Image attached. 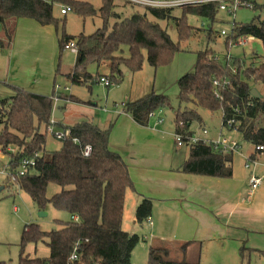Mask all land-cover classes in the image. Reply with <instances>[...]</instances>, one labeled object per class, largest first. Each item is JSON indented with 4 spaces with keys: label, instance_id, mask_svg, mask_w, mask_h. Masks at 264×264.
Instances as JSON below:
<instances>
[{
    "label": "trees",
    "instance_id": "1",
    "mask_svg": "<svg viewBox=\"0 0 264 264\" xmlns=\"http://www.w3.org/2000/svg\"><path fill=\"white\" fill-rule=\"evenodd\" d=\"M114 1L101 0V6L96 11L91 4L74 0H0V29L6 41L4 43L0 39V47L6 49L10 46L15 22L19 18L32 19L41 26L52 25L60 30L58 61L65 46L76 41L75 63L71 72L64 77L70 84L85 86L91 91L92 86L99 84L103 78L118 85L124 77L123 70L131 74L139 72L144 62L154 70L168 66L177 54L183 52L181 43L188 41L198 30L189 25L188 17L206 19L211 25L220 13L215 4L181 7L179 17L172 16V8L145 7L143 13L135 12L121 19L113 12ZM54 4L70 7L71 12L82 19L99 14L102 27L87 36L68 35L64 31V21L53 17ZM263 7L264 3L259 5L256 1L252 10ZM110 20L113 22L110 23ZM170 20L177 33L176 42L172 41L166 27L160 24ZM246 36L260 41L264 50V19L254 16L246 23L234 21L225 40L227 55L236 41ZM124 48L127 56L124 55ZM194 55L191 71L175 82L178 103L186 106L175 111L174 134L181 136L189 148L188 158L177 171L230 179L233 155L215 151L203 143L187 144L193 134L190 128L193 123L201 122L198 109L210 113L221 111L223 126L227 120H235L229 131L236 129L243 141L253 146H264V127L256 126L257 114L264 117V99L250 95V83L264 85V63L245 66L242 60L235 57L216 60L210 49L196 51ZM105 64L108 67L105 74L97 71L93 75L88 72L91 66L95 65L98 69ZM59 67L58 64L56 75L60 73ZM214 81L218 83L217 87L213 85ZM55 85L54 80L52 92L48 96L13 88L14 95L0 101L1 152L8 154V146L18 150L11 157V171H16L21 159L38 155L34 168L17 177L16 183L11 186H17L27 194L39 210H44L49 204L56 211L77 217V221L56 220L59 229L50 232L41 231L34 223L26 225L20 237L17 264H67L74 248L79 257L78 264H130L132 252L141 238L122 229L126 192L134 191V185L127 164L117 152L109 148L113 124L102 130L86 121L70 127L56 123L60 129H69L70 137L60 141L59 150L47 151L46 128L50 124L54 100L80 103L73 96L56 93ZM172 102L166 94L151 92L138 100L127 102L123 112L136 125L147 127L149 114L173 109ZM85 147L90 148L87 156L83 154ZM5 181L9 183L10 179ZM51 184L60 190L47 198V188ZM151 211L152 200L142 198L135 210V223L142 225L151 216ZM44 240L49 249L47 257L29 258L25 254L29 244ZM190 245L191 242H187L181 246L182 255L186 254ZM245 252L247 256H244ZM168 253L165 247L150 246L147 264H191L185 260L171 261ZM252 253H257L264 261V251L242 246L239 249L240 264H249Z\"/></svg>",
    "mask_w": 264,
    "mask_h": 264
},
{
    "label": "crops",
    "instance_id": "2",
    "mask_svg": "<svg viewBox=\"0 0 264 264\" xmlns=\"http://www.w3.org/2000/svg\"><path fill=\"white\" fill-rule=\"evenodd\" d=\"M57 47L58 39L53 26H41L27 18L17 19L10 46L6 49L0 47V57L5 59V64L4 61L0 63V68L3 69L0 83L12 90L18 88L33 94L50 95L56 80ZM250 53L251 50L246 51L247 55ZM180 68L175 64L168 71H159L160 89H164L172 81L176 82L183 75ZM97 71L105 74L108 67L106 64L98 69L95 67V72ZM123 72L124 77L131 75L125 70ZM250 86L255 87L263 99L260 85ZM64 88L69 91L67 85ZM143 89L133 94L132 99L121 103V109L115 104L109 110L115 116L116 126L121 127L122 132V138L119 140L112 135L109 148L117 152L127 164L134 185V191L126 192L125 207L129 198L135 215L136 207L142 198H147L152 200V211L144 223L151 228L161 220L176 237H180L177 234H190V237L208 241L229 240L237 243L239 247L264 251V156L259 158V164L252 170L261 179V183L257 189L249 192L248 179L251 171L245 170L244 163L246 157L253 154L254 146L240 142L237 139V136H241L239 133L224 130L221 124L216 134H209L201 118L200 123L195 122L190 128L200 139L212 141L224 134L239 143V152L232 156V177L220 179L178 172L177 169L188 158L189 151L183 152L181 149L186 146L176 145L173 122L167 123L163 118L157 117L156 121L149 119L147 127H140L123 112L127 102L151 93L145 94ZM103 110L108 111L106 107ZM161 111L158 110V113ZM61 114L63 117L62 109ZM196 124L202 127L195 130ZM256 126L264 127V117L260 114H257ZM201 129H206L208 134L203 135ZM134 215L131 218L133 228L142 227L144 223L136 224ZM129 229H132V226ZM156 237L157 235L152 239ZM196 245L197 243L191 242L189 247ZM188 256L190 255L186 251L182 260L187 262Z\"/></svg>",
    "mask_w": 264,
    "mask_h": 264
},
{
    "label": "rangeland",
    "instance_id": "3",
    "mask_svg": "<svg viewBox=\"0 0 264 264\" xmlns=\"http://www.w3.org/2000/svg\"><path fill=\"white\" fill-rule=\"evenodd\" d=\"M74 1L89 3L96 11L101 5V0ZM257 3L262 5L264 0H257ZM113 4V12L116 13V15H119L121 19L128 18L135 12L143 13L145 11L144 7L134 5L127 0H115ZM61 7L62 6L58 4H54L53 17L57 20L64 21V31L68 35L76 36L83 34L87 36L93 34L97 29L102 27V20L99 17V14L82 19L80 16L70 11L64 16L59 12ZM253 7L254 5L251 8L241 7L238 9L235 13L234 21L237 23H246L254 16H260L264 19V7L259 10H252ZM172 16L179 17L180 9H173ZM111 22H113V20H110V23ZM230 22H232V17L222 12L218 13L216 22H213L211 25L206 19L195 16L188 17L189 25H192L198 30L195 31L188 41L181 43L183 52L177 54L168 66L160 67L157 71H154V68L144 62L142 69L139 72L132 73L128 77H123L122 81L118 85L105 87L102 83L95 84L92 86L91 93L85 86L72 85L64 77L72 70L76 54L74 52L64 50L59 61L57 54L54 79H56V85L60 86L61 89L56 91V93L73 96L78 99L80 103H72L69 101L63 102V117L57 120L56 123H60L62 126L70 127L76 123L86 121L97 125L102 130L108 129L109 125L112 123L113 126L110 133V139L113 135L116 140H119L122 138V132L120 130L121 127L116 126L115 116L109 110H111L115 104L120 108L121 103H125L129 98L132 99L133 94L138 93L142 88H144L142 92H146L145 94L150 92H165L163 94L168 95L173 101V109H164L160 113L157 111V113L154 114L155 116L151 117L150 120L156 121L157 117H160L167 123L170 121L173 122L175 111L178 108L183 109L186 105H179L177 100L178 89L174 81L169 83L167 87H164V89H160V80L158 78L159 71H168L176 64L181 67L180 72L185 74L192 69L195 61L194 53L205 49L212 50L220 61L224 60V57L227 55V49L225 46L226 37L221 35V30L226 31L228 35L231 29ZM160 24L163 27H166L170 38L172 41L176 42L177 33L172 21L160 22ZM55 31L58 39L60 30L55 29ZM0 39L4 40L2 38L1 29ZM4 43H6L5 40ZM237 43L238 42H236V44H234V46L230 49L229 54L242 60L245 66H249L251 64L258 66L264 63V50L260 41L246 36L245 41H243L241 45H237ZM124 49V55L127 56V50L126 48ZM247 50H251L252 53L247 55ZM4 60L5 59L3 57H0L1 64ZM58 64L60 65V73L56 75ZM95 67V65L89 67L88 72L94 75L96 73ZM2 71L3 69L1 70L0 68V74ZM65 85L69 87L68 92L64 90ZM260 92L262 93L264 99V85H260ZM13 95L14 90L7 88L0 83V101L9 99ZM104 107H106L109 112L104 111ZM198 113L203 119L209 134H216L217 129L220 128L222 112L218 111L211 114L207 110L198 109ZM197 127L201 128L202 126L196 124L195 130ZM1 128L2 127L0 126V130ZM55 129L60 128L55 127ZM237 139L240 142H245L241 136H237ZM60 146V141L55 140L51 136L47 137V151H57L60 149ZM11 148H13L16 152L18 151L14 146H11ZM246 148L247 147H244V149ZM181 151L187 152L189 151V148L183 147ZM10 159V156L2 153L0 148L1 172H3L5 167L8 166ZM6 179L7 177L4 178L3 175L0 174V262L5 264H17L20 237L26 225L34 223L39 226L41 231L50 232L51 230L59 229V227L55 224L56 220L70 222L71 216L65 212L56 211L49 204L44 210H39V208L32 203L29 196L20 191L17 186L7 185L8 183H6ZM59 190L60 188L58 186L52 184L49 185L46 192L47 198H51L54 194L58 193ZM14 206L17 207L16 212L13 211ZM124 210L123 229L128 230V233L134 232L129 234H136L141 238L140 242L132 252L130 264H147V253L150 246L167 248L169 252L168 259L180 262L182 261V255L180 252L181 246L187 242L197 243L196 246H192L187 249V253L191 256L186 258L188 263L240 264L239 249L242 246L239 247V245L233 241H208L204 239H197L196 237H190V234H177V236L180 237H176L174 232L170 230L169 226L161 222V220L154 225V229L146 223H144L142 227L136 228V226H134L133 228L131 218H133L134 211L130 205L129 198H127V205ZM131 226L132 229H129ZM156 235L157 237L152 239ZM45 242L46 240H44V242H38L37 244H29L25 249V254H27L29 258L47 257L49 249L46 247ZM247 255L248 253L245 252L244 256ZM249 260V264H264L263 259L258 254H250Z\"/></svg>",
    "mask_w": 264,
    "mask_h": 264
},
{
    "label": "built area",
    "instance_id": "4",
    "mask_svg": "<svg viewBox=\"0 0 264 264\" xmlns=\"http://www.w3.org/2000/svg\"><path fill=\"white\" fill-rule=\"evenodd\" d=\"M134 5L140 6V7H151V8H157V9H175V8H181L185 6H199V5H206V4H215L217 5V8L219 9L220 12L226 13L227 15L232 17V23H231V28L234 22V17L235 13L238 9L241 7L243 8H251L254 3L257 0H127ZM70 7L68 6H62L60 9V14L61 15H66L68 12H70ZM231 30V29H230ZM221 35L227 37V33L225 31H221ZM227 35V36H226ZM245 41V37L239 38L236 42L237 45H241L242 42ZM236 44V43H235ZM65 50L74 52L75 54L77 53V48H76V41L70 42L68 45L65 46ZM230 57L229 55H226L224 57L228 58ZM215 59L219 60L218 57L215 55ZM233 72H235L233 70ZM100 83H102L105 87H110L113 85L111 81H109L106 78L101 79ZM213 85L217 87L218 83L216 81L213 82ZM60 86L55 85V91L60 90ZM65 91H67V88H64ZM217 95V93H216ZM58 100H55L54 102H57ZM155 112H152L149 114V119L151 117H154ZM56 121L55 119L52 118L51 114V119H50V124L46 128V134L48 136L53 137L55 140L61 141L65 138L70 137V131L69 129H55L56 127ZM160 123L161 120H158ZM235 124L234 118L229 119L225 122L224 126L222 125L221 122V128L224 130L229 131V129ZM233 132H237L236 129L232 130ZM231 131V132H232ZM201 132L203 135H207L208 131L206 129H201ZM174 139L176 141V145L178 147L181 146H186V143L183 142L182 137L179 135H174ZM74 142H76V139H74ZM198 143H203L205 146H211L213 150L215 151H223V152H230L232 155L237 154L240 150V145L239 143L224 134H221L218 136L217 139L208 141V140H202L200 139L195 133L192 134L191 137L188 138V143L189 145H196ZM6 151L10 158L15 155L17 152L11 148V146H8L6 148ZM90 153V148L85 147L84 149V156H87ZM37 154H34V157L32 158H23L20 161H18V167L16 168L15 172L11 171L10 167V162L13 160L12 158L8 162V166L5 167V170L3 172L0 171V174L3 175L4 178H9V185H12L13 183H16V178L21 177L25 175L28 170H32L35 166V158L37 157ZM253 156V159H250V157ZM251 156L246 157L245 163H244V168L247 171L250 172V176L248 179L249 182V192H252L253 190L257 189L261 183V179L253 172V168L256 167L259 164V158L261 156H264V146L261 145H256L254 146L253 154ZM250 195V193H248ZM13 211H17V207H13ZM74 221H77V217L72 218ZM79 257L76 253V249L74 248L72 252L70 253V257L68 260L67 264H78Z\"/></svg>",
    "mask_w": 264,
    "mask_h": 264
},
{
    "label": "water",
    "instance_id": "5",
    "mask_svg": "<svg viewBox=\"0 0 264 264\" xmlns=\"http://www.w3.org/2000/svg\"><path fill=\"white\" fill-rule=\"evenodd\" d=\"M250 95L253 98L260 99L259 93L254 88H252L250 90ZM63 106H64V103L63 102H61V101L55 102L54 107H53V111H52V118L53 119L59 120V119L62 118L61 109L63 108Z\"/></svg>",
    "mask_w": 264,
    "mask_h": 264
}]
</instances>
